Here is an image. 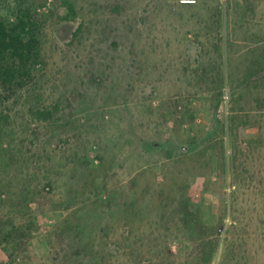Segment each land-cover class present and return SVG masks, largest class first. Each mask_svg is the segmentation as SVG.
<instances>
[{
  "label": "rangeland",
  "instance_id": "obj_1",
  "mask_svg": "<svg viewBox=\"0 0 264 264\" xmlns=\"http://www.w3.org/2000/svg\"><path fill=\"white\" fill-rule=\"evenodd\" d=\"M24 9L41 58L0 88V264H197L204 240L264 264V0H0V20Z\"/></svg>",
  "mask_w": 264,
  "mask_h": 264
},
{
  "label": "trees",
  "instance_id": "obj_2",
  "mask_svg": "<svg viewBox=\"0 0 264 264\" xmlns=\"http://www.w3.org/2000/svg\"><path fill=\"white\" fill-rule=\"evenodd\" d=\"M68 9L72 5L68 4ZM37 15L24 9L17 15L15 21L6 24L0 20V88L8 93L23 90L33 80L34 69L41 58V46L38 36ZM54 111L57 110L55 106ZM40 121H49L54 112L49 109L35 111ZM222 226V220L211 232H217ZM195 233H200L204 239L206 232L198 221L194 224ZM217 244L204 240L200 248L197 264H211Z\"/></svg>",
  "mask_w": 264,
  "mask_h": 264
}]
</instances>
